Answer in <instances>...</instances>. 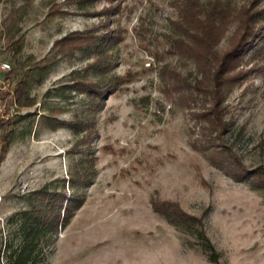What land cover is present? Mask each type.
Segmentation results:
<instances>
[{"label": "rangeland", "instance_id": "rangeland-1", "mask_svg": "<svg viewBox=\"0 0 264 264\" xmlns=\"http://www.w3.org/2000/svg\"><path fill=\"white\" fill-rule=\"evenodd\" d=\"M184 2L0 0V65L12 66L0 137L14 133L0 161L2 263L38 227L40 209L61 214L37 249L45 264H215L197 235L155 212L158 201L202 218L221 264H264V189L227 159L264 169V41L237 63L223 88L227 129L211 133L194 89L203 68L173 47ZM238 26L219 57L235 49ZM90 33L91 47L58 44ZM173 72L185 93L172 89ZM87 85L113 90L91 100ZM186 93L190 106L178 98Z\"/></svg>", "mask_w": 264, "mask_h": 264}, {"label": "trees", "instance_id": "trees-1", "mask_svg": "<svg viewBox=\"0 0 264 264\" xmlns=\"http://www.w3.org/2000/svg\"><path fill=\"white\" fill-rule=\"evenodd\" d=\"M264 0H249L242 6L238 5L237 0H212L208 3L207 7L202 6L198 0H185L183 4V20L177 23V29L181 31V37L174 43V48L178 50L177 53L195 59L198 66L203 68L202 79L197 80L194 85L196 95H203L206 97L205 111L199 114L201 119H204L209 126L207 130L211 133L222 132L227 129L225 122V106L223 88L230 84V76L234 74L237 63L244 56L245 50L258 49V42L264 41V26H261V21L264 20V7L261 5ZM233 23H239L236 32L235 49L230 50L228 53L219 57L216 52V47L219 41L222 40L226 34L229 26ZM103 35L101 39L106 43H110L112 37ZM96 40V36L83 35L69 36L58 41L62 48H73V50L82 49L83 46L91 47ZM100 41V40H99ZM170 79L173 81L172 89L180 92L188 90L187 80L181 74L173 72L170 73ZM87 91L91 100H98L103 98L112 87H100L96 85H87ZM194 94V92H192ZM191 94V93H190ZM9 94L6 93L5 96ZM192 95V94H191ZM4 94L0 92V98ZM187 105H191L193 99L190 95L184 94L178 97ZM177 99V97L175 98ZM18 102L24 101V93L19 94ZM185 101V102H184ZM28 104H33L32 99H27ZM8 124L7 120H0V128ZM8 136L0 137L1 154L0 161L6 156L9 149L11 139L14 136L13 131L9 132ZM218 154V153H217ZM213 156L217 160L219 155ZM217 156V157H216ZM231 158L230 168L238 175L248 173L247 177L255 179V186L264 189V169L260 168L255 170H247L243 165L235 161L233 156L227 155V159ZM220 158V156H219ZM218 158V159H219ZM221 159V164L224 158ZM219 159V160H220ZM244 173V174H245ZM155 212H158L172 224L178 231L190 235H197L202 247L208 254V258L212 263L221 264L220 254L216 247L208 237L204 221L190 215L180 207L179 204L173 202L158 203L154 201ZM36 217L38 227L34 230H29L26 234V239L18 249L8 250L6 256V263L1 262V255L3 249V237L0 229V264H45V257L42 255L43 251L37 250L41 244V240L48 231L54 232L58 229L61 214L48 213L39 209V211H32ZM48 238L47 242H50ZM193 245V244H192ZM40 254L42 255L40 257Z\"/></svg>", "mask_w": 264, "mask_h": 264}, {"label": "built area", "instance_id": "built-area-1", "mask_svg": "<svg viewBox=\"0 0 264 264\" xmlns=\"http://www.w3.org/2000/svg\"><path fill=\"white\" fill-rule=\"evenodd\" d=\"M12 70V66L9 63H3L0 65V72L3 73L4 77L0 80V90L5 89L9 86V79L7 78L9 72ZM16 104V102H15ZM10 118V113L8 109V104L0 98V120H8Z\"/></svg>", "mask_w": 264, "mask_h": 264}]
</instances>
